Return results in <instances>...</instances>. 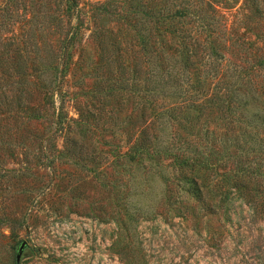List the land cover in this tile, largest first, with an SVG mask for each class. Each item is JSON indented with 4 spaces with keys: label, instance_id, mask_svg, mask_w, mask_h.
I'll return each mask as SVG.
<instances>
[{
    "label": "rangeland",
    "instance_id": "rangeland-1",
    "mask_svg": "<svg viewBox=\"0 0 264 264\" xmlns=\"http://www.w3.org/2000/svg\"><path fill=\"white\" fill-rule=\"evenodd\" d=\"M138 1L160 5V0ZM138 1L79 0L78 16L61 4L56 11L60 26L46 29L32 47L15 40L11 51L0 48V70H6L0 88L7 92L0 100V264H264V184L256 210L244 192L233 190L228 210L212 211L178 185L171 159L162 156L156 173L148 174L118 158L142 129L155 130L153 123L162 116L160 110L146 108L142 119L138 93L107 98L101 110L102 96L94 91L108 66L101 43L126 82L151 73L139 24L122 16ZM216 1L231 35L210 40L226 61L248 70L264 86V68L257 62L264 54V0ZM103 2L112 14L100 13ZM20 14L13 27L18 36L25 15ZM73 25L77 30L66 44L63 79L48 91L34 45L41 51L57 49L65 39L69 42ZM181 25L205 41L191 17L182 18ZM152 41L159 43V35ZM180 42L165 33L171 53ZM132 69L140 72L132 75ZM182 117L166 131L193 140L190 123ZM209 118L217 134L229 133L215 113ZM68 125L78 135L87 129L80 137L83 147L70 151ZM202 128L200 124L196 133Z\"/></svg>",
    "mask_w": 264,
    "mask_h": 264
},
{
    "label": "trees",
    "instance_id": "trees-1",
    "mask_svg": "<svg viewBox=\"0 0 264 264\" xmlns=\"http://www.w3.org/2000/svg\"><path fill=\"white\" fill-rule=\"evenodd\" d=\"M216 2L219 1L160 0L157 8L139 1L128 5L122 16L132 17L139 24L143 55L147 63L153 65L151 73L138 82L140 71L132 69V75L138 77L133 76L126 82V78L122 79L117 74L113 54L108 53L101 43L102 59L106 56L108 66L94 91L102 96L99 98L103 105L101 110L110 97L123 93V97L126 94L132 98L138 93L142 119L146 108L161 112L162 116L157 118L161 119L159 123H153L155 130L142 129L129 143L128 151L118 158L127 164L140 166L148 174L156 173L162 156L169 158L178 185L203 203L205 209L222 208L226 212L233 199V190H237L245 193L251 205H255L253 210H256L258 191L264 184V86L257 85L248 70L226 61L210 40L216 34L231 35L227 23L218 13ZM61 4L67 11L75 9L78 16L79 0H0V48L11 51L15 40H22L27 47H32V40H40L46 29L60 26L56 11ZM107 4L103 2L100 5L101 14L113 13ZM53 5L57 7L53 8ZM21 11L25 15L19 27L22 32L18 36L13 27L22 18ZM188 16L198 26L196 34H205L204 42L182 28L181 19ZM74 29L77 27L73 25L66 36L69 42L65 39L57 49L41 51L37 42L34 45L33 51L40 64L37 70L46 77L45 80L42 78L46 90L50 87L55 90L63 79V67L69 54L66 44L76 34ZM167 32L180 37L181 46L175 48L174 53L165 43ZM8 33L12 36L8 37ZM155 34L159 35L160 42L153 45ZM238 48L247 52L250 47L240 44ZM257 62L264 68V54ZM120 73L127 72L122 69ZM0 74L5 80L6 70H0ZM139 85L143 87L138 88ZM2 97L7 98V92L0 88V100ZM160 98L166 99L158 103ZM212 113L229 133L220 135L209 127L212 120L209 115ZM179 117L190 123L193 140H183L177 132L166 131ZM200 124L203 128L196 133ZM68 129L66 138L70 151L83 147L80 146V137L86 136L87 129L83 131L85 135L82 131L78 135L71 125ZM201 131H204L202 140L197 141Z\"/></svg>",
    "mask_w": 264,
    "mask_h": 264
},
{
    "label": "water",
    "instance_id": "water-1",
    "mask_svg": "<svg viewBox=\"0 0 264 264\" xmlns=\"http://www.w3.org/2000/svg\"><path fill=\"white\" fill-rule=\"evenodd\" d=\"M24 245H25V243L23 242V243L21 244L20 248L18 249V252H17V262H20L21 255H22V253H23Z\"/></svg>",
    "mask_w": 264,
    "mask_h": 264
}]
</instances>
